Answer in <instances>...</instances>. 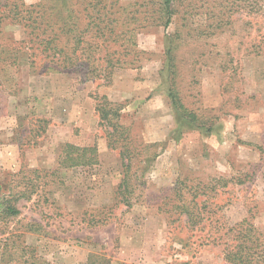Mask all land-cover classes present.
I'll use <instances>...</instances> for the list:
<instances>
[{
	"label": "rangeland",
	"instance_id": "374dc122",
	"mask_svg": "<svg viewBox=\"0 0 264 264\" xmlns=\"http://www.w3.org/2000/svg\"><path fill=\"white\" fill-rule=\"evenodd\" d=\"M119 2L140 52L133 66L90 81L22 55L0 82V195L20 210L3 222L0 264H226L233 228L252 229L262 255L264 0H174L168 27L161 0ZM172 87L219 133L179 134ZM97 95L123 105L136 144L154 146L144 158L158 154L135 164L127 192ZM67 144L97 146L99 165L62 167Z\"/></svg>",
	"mask_w": 264,
	"mask_h": 264
},
{
	"label": "trees",
	"instance_id": "16d2710c",
	"mask_svg": "<svg viewBox=\"0 0 264 264\" xmlns=\"http://www.w3.org/2000/svg\"><path fill=\"white\" fill-rule=\"evenodd\" d=\"M173 1L161 0L159 20H165V27L171 24L175 14ZM126 9L119 0H41L32 5H27L24 0H0V82H3L5 74L10 73V69L18 67L22 55L44 62V67L51 65L60 70L80 69L86 80L90 81L110 77L117 69L133 66L135 60L132 55L136 58L140 52L132 39L134 29H131L130 20L125 19ZM12 27L23 31L22 40L12 36L16 33ZM172 52L169 48L168 62L174 59ZM35 62L32 60L31 64L35 65ZM7 78L8 75L4 80ZM97 98L100 99H95V111L100 126L111 128L107 134L108 147L118 151L122 164L119 190L127 192L134 166L148 167L158 154L151 152V157L142 156L154 146L136 144L129 128L121 123L122 104L113 103L106 96L97 95ZM168 98L179 134L190 130H200L204 135L219 133L213 123L199 122L198 116L185 107L175 87L169 89ZM63 148L60 155L62 167H91L100 163L97 146L67 144ZM180 209L187 214L192 225L200 222V219L195 221L199 215H195L185 204ZM19 214L14 198L0 195V237L8 233V229L3 228L4 224L7 226L8 219ZM4 221L6 223L3 224ZM231 230H237L234 237L237 242L225 246L226 264H264V248L260 255L250 235L253 230ZM260 236L264 237V234ZM260 236L257 237L258 241ZM1 241L9 244L10 238H2Z\"/></svg>",
	"mask_w": 264,
	"mask_h": 264
}]
</instances>
